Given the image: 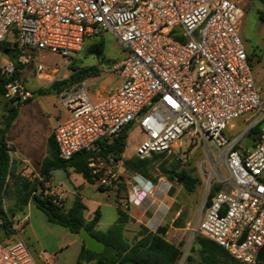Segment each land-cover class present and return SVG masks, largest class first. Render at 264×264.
<instances>
[{
  "label": "built area",
  "instance_id": "built-area-1",
  "mask_svg": "<svg viewBox=\"0 0 264 264\" xmlns=\"http://www.w3.org/2000/svg\"><path fill=\"white\" fill-rule=\"evenodd\" d=\"M242 1L0 0V46L9 37L6 46L14 56L0 65V75L6 79L4 98L22 104L33 93L15 76L17 65H31L41 52L71 59L89 39L111 33L126 56L101 74L122 83L95 101L87 82L60 96L68 116L53 131L59 158L97 152L99 142L132 124L144 136L136 149L139 160L174 154L184 137L200 141L211 159V150L217 152L219 190L211 196L213 183H207L191 231L239 263L258 264L264 247V102L241 37ZM34 72L38 80L55 79L39 59ZM245 116L246 131L230 136ZM95 161L103 163L91 157V168ZM154 188L134 176L121 207L141 206ZM21 227L14 225L16 235L0 242V264H38Z\"/></svg>",
  "mask_w": 264,
  "mask_h": 264
},
{
  "label": "rangeland",
  "instance_id": "rangeland-1",
  "mask_svg": "<svg viewBox=\"0 0 264 264\" xmlns=\"http://www.w3.org/2000/svg\"><path fill=\"white\" fill-rule=\"evenodd\" d=\"M241 5L244 8L241 37L247 48L255 82L262 93V99L264 102V22L258 18L259 11L264 12V9L258 0H243ZM99 37H102L105 41L104 56L108 62L100 63L95 57L87 54L86 48L91 43V41H88L85 48H83L80 53L70 55L71 59H66L57 54L48 52H41L39 55H34L33 63L20 70L18 79L23 82L27 89H31L33 91L43 90V81L41 82L37 80L35 72H33L35 62L38 61V59L44 66L45 72L55 77L52 82L46 84L48 87H53L56 84L69 80L73 73L72 67L75 68L77 66L85 68L98 65L102 68V71H104L105 67H108L109 62H119L126 56L125 50L111 33H107ZM7 40H10L9 37L6 38V43L2 44L3 46L8 44ZM9 60H11L10 53H6L0 49V65L5 66ZM67 63H69V66ZM67 67L69 72L62 74L64 69ZM113 79L114 78L112 76L101 74L98 77L88 78L83 82H87L91 98L95 101L96 99L105 96L106 90L114 84L112 82ZM74 85L75 84L61 86V90L58 94H64ZM51 94H53V91L50 89L47 91V95ZM39 98L41 97L36 95V99ZM8 104L9 103L4 96L0 95V123L6 115ZM20 107H25V104H21ZM26 109H28V107L21 111L22 119L25 116ZM36 113L43 125H46V117L40 116V112L38 110ZM246 118L247 116L236 122V128L230 136H236L246 131L248 126ZM22 121L23 120L19 122L18 126H14V133L18 136V141H16L14 149L11 148L12 154L16 159L18 154H26L33 160H39L48 153V149L46 148V145H44L43 130H41V128H36V126L22 127ZM142 139L143 136L140 130L136 126L132 127V130L129 133L127 148L124 152L125 157L129 158V160L123 159V161H139L136 156L137 148L134 143L137 140L140 141ZM243 144L247 146L249 144L248 139L243 140ZM29 146L32 151L28 150ZM208 147L210 149L209 144ZM206 151L209 150L203 147L200 141L190 140L184 137L180 141V146L175 148L174 154L148 158L151 159V163L147 166V172L149 175L147 180L157 182L162 178L165 183L172 181L173 188H175L176 191H178L182 185L180 181L172 180L173 178H171L170 175L173 173L185 171L190 176L197 179L199 184L193 192L189 193L183 187L182 188L183 197L187 195L188 205L186 212L193 210L197 204L199 218L200 208L206 195L207 183L211 181L213 183V188L217 187V152L213 149L211 150V159L207 155ZM102 162L103 163L95 161V166H93L92 169L97 170L96 174H98L100 178H106L105 184H102L99 179L97 181V185L101 186L104 189L103 193L109 195L108 197L112 200L109 202V206L103 207L106 213L102 220L101 230H104L108 225L113 224L115 220L116 211L114 208V202L120 200L124 201L128 198L131 193L133 177L139 174L127 170L124 167L123 162L107 163L104 159H102ZM219 171L224 177H228V173L222 167L219 168ZM67 173L68 172L63 170H57L53 174L58 193L62 192L65 197L64 202L66 209L71 206V201L73 199L72 194L74 192ZM113 174L117 176L116 181L112 179ZM105 194L94 192L93 188L90 186L84 190L83 196L85 199L83 201L87 207V210L85 211V219L89 220L93 218L94 211L96 210L94 201L103 198ZM183 197L182 195L179 196V198ZM6 205H10V202L7 201ZM131 209L133 210V207ZM26 215H29L30 221L27 224H23L24 228L20 231V234L30 246L37 263L41 256H47L50 254L53 255L61 244H69L71 239L70 237L72 236L63 227L48 223L44 213L37 207L33 205L31 208L26 209L25 214H23L21 218L23 219ZM50 227H55L53 228L55 230L50 231ZM195 227L196 224L190 227L187 238L182 243V257L178 264H209L203 260L200 252V246L196 243V238L202 235L198 232L191 231L192 229H195ZM129 238L131 239V236H129ZM218 264H239V262L227 259L226 261L220 260Z\"/></svg>",
  "mask_w": 264,
  "mask_h": 264
},
{
  "label": "trees",
  "instance_id": "trees-1",
  "mask_svg": "<svg viewBox=\"0 0 264 264\" xmlns=\"http://www.w3.org/2000/svg\"><path fill=\"white\" fill-rule=\"evenodd\" d=\"M258 1L264 9V0ZM258 18L264 22L263 11H259ZM88 41H91V43L86 48L87 54L95 57L100 63L108 62L104 56V39L102 37H94ZM0 49L6 53H10L11 60L14 59L13 54H11L7 46L1 45ZM116 62L111 61L108 63V66ZM23 67L21 65L16 66L15 76L17 78ZM72 71L73 73L69 80L52 87L57 93L60 92V87L63 85L80 83L88 78L98 77L103 72L102 68L98 65L85 68L76 66L75 68L72 67ZM5 83L6 79L0 75L1 96H4ZM29 101L22 104L28 103ZM8 103L6 115L0 123V242L6 241L16 235L17 231L13 229L15 217L22 214L29 205H34L44 213L48 223L61 226L70 234L76 236H78L82 229H86L105 244L104 252L97 254L89 251L82 241L81 249L77 257L78 264L179 263L182 257L183 244L174 245L167 241L165 238L166 227H160L157 231L153 232L144 225H141L132 239L126 236V225L132 221V218L128 211L121 207L119 201H115L118 215L116 222L105 232H101L96 230L101 219L100 209H96L93 218L87 221L85 219L87 207L80 194L74 197L72 205L66 209L64 200L59 201L57 195L45 193L46 191H50L46 183L49 182L52 172L55 170H63L65 172L73 170L75 173L81 174L89 184H96L100 176L93 173V169L89 166L91 157H101L107 163L111 162V160L114 162L122 161L127 170L136 172L145 179L149 178L147 166L151 163V159L136 162L123 161V153L127 148L129 133L132 127H135L134 124L123 129L111 141L99 142V150L97 152L83 151L69 160L59 158L58 150L52 136L48 142V156L40 163L38 177L31 178L18 171L16 161L10 155L6 135L18 116L21 104L14 105L12 102ZM261 125L262 123L255 127L252 130V134H256L260 130ZM163 155H153L152 158ZM170 177L173 178L172 180L180 181L182 187L189 193L193 192L199 184L197 179L185 171L173 173ZM98 190L100 192L104 191L101 186H98ZM217 190H219V187L213 189L211 196ZM7 201L10 202L8 206L6 205ZM196 243L200 246L203 260L209 264H218L220 260L226 261L227 259H232L220 246L203 236H198ZM258 264H264V247L260 251Z\"/></svg>",
  "mask_w": 264,
  "mask_h": 264
},
{
  "label": "crops",
  "instance_id": "crops-1",
  "mask_svg": "<svg viewBox=\"0 0 264 264\" xmlns=\"http://www.w3.org/2000/svg\"><path fill=\"white\" fill-rule=\"evenodd\" d=\"M67 65L69 66V63H67ZM67 72H69L68 67L64 69L62 74L63 73L66 74ZM112 77L114 78L112 80L114 84L112 87L106 90V94L111 89L120 86L122 83L120 79L114 76ZM46 84H49V82L43 81V86H42L43 90L33 91L29 89L33 93V98L28 103H25V107L19 108L18 116L6 135L7 145L10 148V155L12 159L16 161V166L18 171L24 173L27 176H30L31 178L38 177L40 163L48 156V153L39 160H33L30 156L26 154H21V155L18 154L17 159L14 158L11 148L14 149L16 145V141H18V136L14 133V126H18L19 122L23 120L21 125L22 127L36 126V128H41V130H43V139L45 143L44 145H46V148L48 149V142L49 139L53 136L54 129L60 122L64 121L68 116L67 112L64 110V108L61 105L60 102L61 95H59L52 87H48ZM50 89L53 91V94L47 95V91ZM36 95H38L41 98L36 99ZM26 107H28V109L25 110V116L22 119L21 111ZM37 110L40 112V116L46 117V125H43L39 116H37L36 113ZM143 140H144V136L142 140L140 141L137 140L138 142L136 141L134 143L136 148ZM28 150L32 151L30 146ZM123 159L129 160V158L125 157L124 153H123ZM56 171L57 170L52 172L50 180L48 183H46V186L50 188L51 193L57 196H61L62 200H64L65 197L63 196V193L62 192L58 193L54 181L53 174ZM67 174L70 184L74 190L72 194L73 199L77 194H80L84 200L85 198L83 196V192L89 186L93 188L94 192H100L98 190L97 183L89 184L81 174H77L73 170H69ZM151 182H153L155 185V188L153 190L154 192H152V194L143 202L141 206L138 207L131 206L128 210V213L132 218V221L126 225V236L128 238L129 236H131L132 239L135 233L139 230V227L141 225H144L153 232L157 231L160 227H166L167 228L165 234L166 240L174 245H179L183 243V241L187 238V234L190 231V227H192L195 224L197 225L199 221V212L197 210L198 205L196 204V207L190 212H186L188 205L187 195L183 197L182 187L178 191H176V189L173 188L172 181H168L167 183H165V181L162 178L157 182L156 181H151ZM100 193L105 194L103 192ZM180 195H182L183 198H179ZM108 196L109 195L105 194L103 198L94 201V206L96 207V209H100L101 211V219L96 227L97 231L105 232L112 225L110 224L104 230H101L102 220L105 217V213H106L103 207L109 206V202L112 201ZM73 199L71 201V205ZM124 201L120 200L119 202L122 205ZM32 206L33 205H29L26 209H29ZM132 207L133 210L131 209ZM114 208L116 211V203ZM25 211L22 214L16 216L14 219L16 221L15 225L20 224L22 226L20 231L24 228L23 224H27L30 221L29 215H26L23 219L21 218V216L25 214ZM117 218L118 215L116 211V217L113 223L116 222ZM90 220L91 219L87 221ZM53 228L55 227H50L49 230L54 231L55 229ZM70 235L72 237H70L71 239L68 245L61 244L53 255L50 254L47 256L44 255L41 256L40 260L38 261V264H78L77 257L81 249L82 241L78 236L72 234Z\"/></svg>",
  "mask_w": 264,
  "mask_h": 264
},
{
  "label": "water",
  "instance_id": "water-1",
  "mask_svg": "<svg viewBox=\"0 0 264 264\" xmlns=\"http://www.w3.org/2000/svg\"><path fill=\"white\" fill-rule=\"evenodd\" d=\"M81 241L84 242L86 248L94 253L101 254L105 250V244L99 241L95 236H93L86 229H82L78 234Z\"/></svg>",
  "mask_w": 264,
  "mask_h": 264
}]
</instances>
